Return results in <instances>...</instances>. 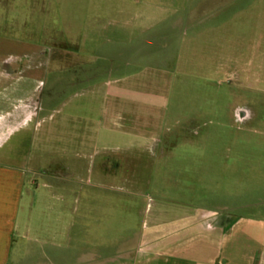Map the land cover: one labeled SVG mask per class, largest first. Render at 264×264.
<instances>
[{
	"label": "rangeland",
	"instance_id": "1",
	"mask_svg": "<svg viewBox=\"0 0 264 264\" xmlns=\"http://www.w3.org/2000/svg\"><path fill=\"white\" fill-rule=\"evenodd\" d=\"M141 3L0 0V145L19 130L6 147L17 154L28 152L32 166L44 168L35 177L38 187L27 189L44 192L42 184L51 182L45 171L64 165L70 167V175L79 166L80 178L96 181L98 173L87 170L89 157L81 172L80 162L71 154L77 147L81 123L66 117L70 107L77 111L86 99L75 95L69 103L64 101L78 87L90 84L87 79L98 82L107 78V60L91 59L86 51L85 80L77 84L79 44L82 34L90 32L87 25L93 21L107 24L115 7ZM185 3L196 6L197 17L218 6L222 18L229 20L228 41L164 44L158 36L173 32L165 27L154 29V35L134 37L133 70L149 71L150 82L156 79L152 74H158L164 80L159 96L163 94L168 102L163 125L145 123V131L165 132L161 139L150 142V148L129 157L124 164L128 172L100 178L104 186L96 189L102 202L107 201L103 213L114 210L109 208L108 198H114L117 207L126 200L131 203L133 227L139 226L142 209L199 206L206 196L213 203L219 195L230 197L219 202L233 199L236 203L229 204L231 208L264 201V192H258L264 190V0ZM109 30L98 29L96 38L86 39V48L97 43L98 55L110 56L103 43ZM89 128L87 139L92 135ZM63 149L70 151L67 157ZM125 176L130 178L127 184ZM110 222L102 229L109 231ZM86 223L90 229L97 227L92 221ZM46 235L39 232V240Z\"/></svg>",
	"mask_w": 264,
	"mask_h": 264
},
{
	"label": "crops",
	"instance_id": "2",
	"mask_svg": "<svg viewBox=\"0 0 264 264\" xmlns=\"http://www.w3.org/2000/svg\"><path fill=\"white\" fill-rule=\"evenodd\" d=\"M136 1L142 3L115 7L107 24L93 21L87 25L90 32L82 34L79 44L77 84L85 80L86 51L91 59L107 60V78L98 82L87 79L90 84L78 87L64 101L69 103L75 95L86 99L77 111L70 107L66 117L81 123L77 147L71 154L80 162L81 172L89 157L87 170L98 173L96 181L80 178L79 166L70 175V167L64 165L44 170L51 175V182L42 184L44 192L29 190L26 186L38 187L35 177L44 168L32 166L28 152L17 154L6 147L19 130L0 145V264H264V201L231 208L229 204L236 202H219L230 198L219 195L216 203L206 196L199 206L146 208L140 212L137 227L132 226V207L127 200L117 207L114 198H108L107 204L114 210L109 214L101 210L107 201L102 202L96 193L104 186L100 178L128 172L124 164L129 157L150 148V142L161 139L165 132L145 131V123L163 125L168 102L163 94L159 96L164 80L158 74H152L156 79L150 82L149 71L133 70L134 37L154 35V29L165 27L173 32L158 36L164 44L228 41L229 20L222 18L218 6L197 17L196 6L186 0ZM106 28L110 32L105 31L103 43L110 56L102 57L97 43L86 48V39L96 38L98 29ZM88 126L90 139L86 137ZM69 152L63 149L62 154L67 157ZM129 180L124 177L125 184ZM86 221L97 227L90 229ZM106 221H111L109 231L102 229ZM43 231L45 240H39Z\"/></svg>",
	"mask_w": 264,
	"mask_h": 264
}]
</instances>
